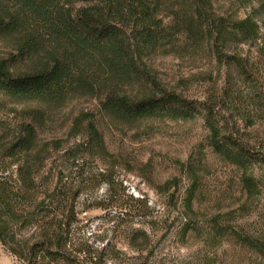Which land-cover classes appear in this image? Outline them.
<instances>
[{"label":"rangeland","instance_id":"374dc122","mask_svg":"<svg viewBox=\"0 0 264 264\" xmlns=\"http://www.w3.org/2000/svg\"><path fill=\"white\" fill-rule=\"evenodd\" d=\"M210 3L213 14L236 32L221 62L209 40L195 43L185 33H174L163 49L143 52L159 86L176 90L200 108L192 120L128 119L109 112L104 106L109 77L98 81L99 89L78 88L56 101L0 92V161L9 176L42 190L56 182L72 189L77 232L93 246L127 251L128 236L140 230L148 236L143 252L150 256L148 264H264V256L241 242L264 244V164L242 169L218 156L201 107L219 104L238 136L264 157V0ZM165 5L161 17L181 30L189 21L188 0ZM2 10L0 6V62L14 74L29 72L42 62L36 54L46 59L61 41L44 38L43 29L26 15L15 13L9 25ZM247 19L254 29L249 24L232 27ZM118 89L134 99L152 91L146 82L132 80L122 81ZM187 200L197 219L223 229L217 247L210 246V236L180 234ZM0 264L21 263L0 245Z\"/></svg>","mask_w":264,"mask_h":264},{"label":"trees","instance_id":"16d2710c","mask_svg":"<svg viewBox=\"0 0 264 264\" xmlns=\"http://www.w3.org/2000/svg\"><path fill=\"white\" fill-rule=\"evenodd\" d=\"M171 1L0 0L9 25L14 22L15 13L26 15L43 29L44 38L61 41L46 59L36 54L42 62L29 72L14 74L4 61L0 62V92L22 100L56 101L78 88L99 89L98 81L109 77L104 102L109 112L128 119L192 120L200 108L176 90L159 86L143 60V52L163 49L174 33H185L195 43L209 40L214 58L221 62L225 46L236 32L213 14L210 0H188L189 21L181 30H174L161 17L165 4ZM245 24L254 29L250 19L232 27ZM165 27H169V33H165ZM124 80L146 82L152 91L145 98H131L118 89ZM201 107L206 113L210 145L218 156L242 169L264 164L260 152L238 136L235 123L221 115L219 104L211 102ZM243 182L250 186V179L244 178ZM75 209L72 189L56 182L42 190L34 182L13 180L0 161V245L21 264H128L133 260L148 264L150 256H143L149 242L144 231H132L126 242L127 251L116 245L93 246L77 232ZM178 228L183 236L188 232L210 236L212 247L220 244L217 236L223 230L216 222L211 228L203 218L197 219L192 200L183 203ZM234 237L242 240L239 234ZM241 242L264 256V244L259 240Z\"/></svg>","mask_w":264,"mask_h":264}]
</instances>
